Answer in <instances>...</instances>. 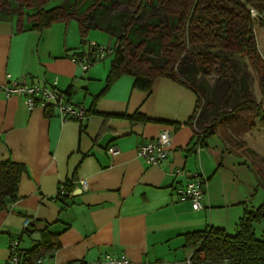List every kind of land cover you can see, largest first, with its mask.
I'll return each mask as SVG.
<instances>
[{"label": "crops", "instance_id": "1", "mask_svg": "<svg viewBox=\"0 0 264 264\" xmlns=\"http://www.w3.org/2000/svg\"><path fill=\"white\" fill-rule=\"evenodd\" d=\"M81 39L75 19L37 30L0 16V163L25 167L18 199L0 209V264H9L12 238L21 251L33 247L38 233L22 234L26 217L47 225L58 240L55 251L31 264H98L105 254L120 253L145 264H187L190 233L211 226L233 233L244 210L263 203L256 172L217 133L197 142L188 124L193 89L158 77L142 90L128 74L106 86L109 65L83 70L73 60L90 49ZM54 80L63 100L83 107L82 119L63 120L52 108L46 115L20 93L4 91L11 81L50 88ZM134 114L144 120L128 117ZM164 127L172 129L171 154L149 165L137 147ZM110 145L118 151L109 154ZM193 175L205 185L200 210L176 197ZM62 182L67 195L56 199Z\"/></svg>", "mask_w": 264, "mask_h": 264}, {"label": "trees", "instance_id": "2", "mask_svg": "<svg viewBox=\"0 0 264 264\" xmlns=\"http://www.w3.org/2000/svg\"><path fill=\"white\" fill-rule=\"evenodd\" d=\"M46 0H0V16H15L19 26L27 25L41 30L56 21L75 19L78 23L81 44L89 29H100L109 34L112 48V60L106 77V86L123 74L131 75L134 87L147 90L158 77H168L190 87L197 95L193 116L188 124L192 125L197 141L202 145L206 138L214 133L221 136L228 145L230 137L221 133L219 125L229 123L240 116L242 111H256L264 123V65L257 49L255 20L264 28V0H84L82 10H68L60 3L44 8ZM129 8L130 14L119 11L120 27L112 23L103 25L101 17L107 11L117 8ZM11 5L18 6L19 13L5 12ZM154 9L152 17H143L147 7ZM26 14H22L24 11ZM251 9L260 16H253ZM208 45L211 50L221 49L245 54L250 64L257 70L261 101L256 102L246 89L244 94V76L242 70L232 60L222 59L208 51L193 52V46ZM189 62L195 71L215 72L218 81H226L223 94L215 106L208 99L207 91L202 86L192 85L184 76L181 66ZM236 71V74L234 73ZM183 75V76H182ZM233 85H237L238 100L229 108H222L225 98L231 94ZM69 102V100H68ZM51 107L44 109L50 114ZM199 116L198 115V112ZM133 120H144L140 114L128 116ZM199 117V118H198ZM198 118V119H197ZM238 118V117H237ZM247 127L253 123L247 121ZM231 133V131H230ZM225 137V138H224ZM234 145V144H233ZM25 172L23 164L9 159L0 163V209L18 199L17 186L21 174ZM260 184L264 189V175ZM67 192L63 195H67ZM62 196V197H63ZM28 219L22 234L32 237L35 233L40 239L28 250H20L23 264H31L33 259L58 248L57 235L46 226H37L36 221ZM264 219V201L255 209H245L233 233L220 227L211 226L201 231L190 233L193 252L190 264H264V230L256 233V224Z\"/></svg>", "mask_w": 264, "mask_h": 264}, {"label": "rangeland", "instance_id": "3", "mask_svg": "<svg viewBox=\"0 0 264 264\" xmlns=\"http://www.w3.org/2000/svg\"><path fill=\"white\" fill-rule=\"evenodd\" d=\"M83 1L84 0H46V3L43 4V7L48 8L60 3L64 8H67L68 10L79 11L83 8ZM122 5V8L107 11L105 15L101 17L103 25H105V23L107 22L117 25L118 17L114 18L113 14H117L119 11H122V13L126 14L131 13L129 8L124 7V4ZM154 9L155 8L148 6L143 17L137 18V22L141 23L143 22V19L145 17H152ZM20 11L22 12V10H20L18 6L11 5L10 8L5 12V14L7 13V15H9L11 12L19 13ZM24 13L26 14V11L22 14L24 15ZM254 22L257 49L261 55V51L264 52V28L259 27L260 24L258 23L257 18ZM121 25L122 24L118 23V27H120ZM84 39L85 42L83 43V45L85 46L86 44H88L90 48L93 46L106 48L109 45L111 46L112 41L110 40V36L108 33L94 28L88 30V32L84 36ZM191 48L193 52L201 53H206L211 50L208 45H197ZM211 51L212 53L219 55L222 59L232 60L234 63H236V65L242 70V75L244 76V86H246L245 89L243 88L242 93L244 94L245 90L247 89L256 102L261 101L262 96L259 89V76L255 67L248 61L247 56L245 54L229 52L221 49H215ZM261 57L264 65V53L263 55H261ZM112 58V54L105 55L103 60L96 61L93 65L106 64L108 66L110 65V61L112 60ZM180 66L181 69H183L182 74H184V76H182L185 77L192 85H199L206 89L208 99H210V101L214 103V109L208 116V118H210L217 109L215 103L223 94L226 86V81L228 80L218 81V75L215 72L207 74L200 71H195V67L187 61H185L183 66ZM234 73L236 74V71H234ZM231 91V94L225 98L222 108H229L235 101L238 100L239 96L237 95V85H233ZM199 113L200 111L198 112L197 116H199ZM247 121H251L253 123L252 128L247 127ZM219 129H221V133L224 135L229 133V149L247 156L248 162H251L252 167L256 172L258 182H261V179L264 175V123L260 119L259 114L253 110L242 111L240 113V116H236V118L230 120L229 123L219 125L217 130ZM263 229L264 219L256 224V233L260 234Z\"/></svg>", "mask_w": 264, "mask_h": 264}, {"label": "built area", "instance_id": "4", "mask_svg": "<svg viewBox=\"0 0 264 264\" xmlns=\"http://www.w3.org/2000/svg\"><path fill=\"white\" fill-rule=\"evenodd\" d=\"M253 16H260L257 11L251 9ZM260 17H264V12ZM112 53L110 46L104 48L100 46H93L84 55H77L73 58L76 63H79L83 70H87L96 61L103 60L105 55ZM9 77V75H7ZM56 80L53 81L52 86L39 87L35 84H20L17 81H11L4 86L6 95L13 93H20L24 102L32 107L36 104L42 106L44 109L51 107L55 110L63 120H80L83 116V107L80 105H73L68 101L63 100L62 96L55 88ZM172 129L170 127L162 128L156 137L150 141L140 143L137 147V155L146 161L147 164H158L171 154L172 143ZM197 142L201 143V139ZM118 148L110 145L107 148L109 154H114ZM65 182L59 184L55 198L58 199L66 193ZM82 189L87 188L85 180L81 181ZM205 196V185L203 180L198 175H193L183 186L176 189V197L179 201H189L193 210H200L203 208L202 199ZM28 221L24 222V227ZM23 257L20 255L19 240L14 237L9 241V264H23ZM40 263L42 259H37ZM26 264V263H25ZM98 264H145L143 262L132 261L125 253L117 255L105 254ZM190 264V260L187 261Z\"/></svg>", "mask_w": 264, "mask_h": 264}, {"label": "water", "instance_id": "5", "mask_svg": "<svg viewBox=\"0 0 264 264\" xmlns=\"http://www.w3.org/2000/svg\"><path fill=\"white\" fill-rule=\"evenodd\" d=\"M85 115H86V113L83 111V116H85ZM38 236H39V234H36V236L32 237V240L37 241L39 239Z\"/></svg>", "mask_w": 264, "mask_h": 264}]
</instances>
